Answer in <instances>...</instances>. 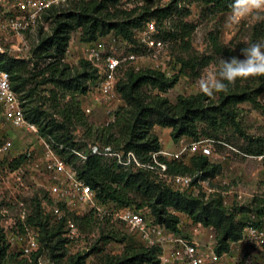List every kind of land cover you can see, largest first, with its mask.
<instances>
[{
    "label": "trees",
    "instance_id": "trees-1",
    "mask_svg": "<svg viewBox=\"0 0 264 264\" xmlns=\"http://www.w3.org/2000/svg\"><path fill=\"white\" fill-rule=\"evenodd\" d=\"M121 1L69 0L60 7L54 6L42 16L45 22L50 23V32L46 33L40 23L37 25V42L32 48V59L0 55V68L9 73L11 87L20 96L27 119L39 126L41 135L53 138L66 148L59 151L66 162L79 158L73 152H80L79 146L82 144L74 135L76 126L85 129L80 133L91 139L95 148L102 151H132L140 161L147 163L151 160V154L162 149L160 138L153 132L155 126L170 129L171 139L178 142L184 137L198 138L202 126H238L239 104L249 103L260 107L258 97L264 92V76H259L260 86L255 89L243 86L242 80L237 79L235 83L228 85L226 91L219 93L217 101L200 93L189 97L181 96L176 103H171L160 94L172 89L178 76L168 78L162 72L152 69L128 70L124 79L119 80L116 85L117 92L124 101V106L116 112V122L109 126L89 124L77 97L88 92V82H96L98 72L89 61H83L84 71L71 75L69 67L63 61L72 33L80 30L81 41L89 44L110 34L134 43L135 31L144 22H150L151 17L161 21L173 12L171 6L133 18L130 14L118 11ZM207 3L221 12H231L234 0H207ZM169 37H175V34L167 33L165 38ZM40 61L47 63L46 66L40 68ZM42 86H53L49 90V99L54 105L49 110H45L44 103L38 100L41 99ZM154 90L158 93L154 94ZM67 95L71 100L60 105L59 101ZM259 155H262V151ZM105 159L92 155L80 166H75L78 177L96 192L100 202L135 207L131 195L139 197L142 203L135 208H150L155 222L175 234H180L181 222L175 213L184 214L195 223L215 230L218 240L215 248L217 256L230 252L231 244L242 240L244 226L236 222L235 214L223 205L222 200L205 202L201 197L187 195L158 181L150 171L126 170L116 162L109 163ZM162 160L167 163L171 174L202 173V177L208 179L215 178L222 170L220 165L211 163L203 155L192 157L190 164L177 160L167 161L164 158ZM60 206L65 208L63 204ZM87 218L89 222L92 219L97 221L92 214L75 220L82 222ZM26 224L37 229L40 249L30 257H23L20 252H9L5 235L0 229V264H40L39 259L45 254H48L51 264H63L67 255L65 220L54 221L37 204L28 215ZM105 225L113 227L110 223ZM160 254L161 249L158 247L130 244L121 257L107 258L104 264H160ZM87 258V255L73 256L66 260V264H86Z\"/></svg>",
    "mask_w": 264,
    "mask_h": 264
},
{
    "label": "rangeland",
    "instance_id": "rangeland-1",
    "mask_svg": "<svg viewBox=\"0 0 264 264\" xmlns=\"http://www.w3.org/2000/svg\"><path fill=\"white\" fill-rule=\"evenodd\" d=\"M171 6H173V12L168 18L159 21L157 18L151 17L150 20V22L156 23V37L166 42L167 52L173 59L172 73L167 77L178 76L175 86L167 93L160 94L171 103H176L181 96L189 97L203 93L199 88V80L206 72L217 69L221 57L239 55L240 48L253 42H264V9H253L237 23L228 21L231 12H221L209 5L207 0H122L117 9L130 14L133 18H138L146 13ZM122 16L126 17L125 14ZM39 23L46 33L50 32V23L45 22L43 18ZM146 24L144 22L140 29H143ZM37 29L36 26L26 35L29 50L24 57L27 60L33 57L32 48L37 42ZM170 32L174 33L175 37L165 38L166 34ZM128 43V45L115 46L117 55L143 51L136 41L134 43L128 41ZM89 47V43L81 41L80 30L72 33L63 61L69 67L72 76L84 71L82 62L89 61L87 55ZM39 64V67L43 68L47 63L40 61ZM148 65L147 61L144 66ZM128 70H132L128 64L121 66L117 72V82L124 79ZM240 80H242L243 86L249 88L255 89L260 86L259 76L241 78ZM88 86V92L79 95L77 99L82 110L92 108L93 111L89 115L83 113L89 124L105 125L107 105L102 101V95L97 89L96 82H88ZM51 89L53 86H42L40 88L41 99L37 97L39 102L44 103L45 110H49L54 105L49 99V90ZM152 92L158 93L156 90ZM219 93L211 96L214 101L219 99ZM70 100L71 97L67 95L66 98L59 101V104L64 105ZM258 101L260 102L258 108L249 103L238 105V126L228 125L219 128L202 126L201 135L198 138L184 137L180 141L174 142L168 128L155 126L153 132L160 138L161 151L170 154L179 153L182 148L193 142L208 139L224 142L230 146L231 148L213 144L212 147L219 157L216 161L218 163L214 162L213 164L220 165L221 172L215 178L207 180L204 186H196L194 190L185 193L193 197H201L205 202L222 200L223 205L235 214L236 222L243 225L244 229L246 226L254 224L264 230V92L259 95ZM118 104V108H121L124 106V101L122 100ZM2 129L3 136L12 141V151L2 166H8L11 171L23 166L25 175L23 177L24 186L20 188H6L0 180V218L3 216L2 212L7 210L9 218L19 221L22 220L24 212L18 202L25 203L27 210L25 214L28 215L32 213L37 204H40L43 210H47L51 201L49 195L51 181L45 171H37L28 161L27 154L30 151L34 155L43 153L38 138L25 130L16 129L11 123H5ZM81 131H85V129L82 126H76L74 135L76 140L82 143L79 146L80 152L87 153L88 145L92 140L85 138L80 133ZM232 148L240 153L235 152ZM260 151H262V155H259ZM198 155L200 153H192L188 150L178 158L170 156L165 158L190 164L191 158ZM105 161L113 162L110 158H106ZM82 162L83 160L78 158L67 162V164L75 170V166H80ZM153 175L158 181H161L159 177ZM131 196L134 198L135 207L142 203L141 198ZM144 209L151 212L148 207L142 210ZM175 214L181 219L180 235L197 240L203 251L213 250L214 253L208 258V264H264V240L254 241L244 235L243 229L242 240L232 243L230 252L217 256L215 248L218 240L215 230L212 227L198 226V223L184 214ZM67 215L75 220V218L88 216L90 213L79 209L76 212H68ZM76 223L84 239L78 245L67 248L63 264H66L68 258L77 255H87L86 264H104L107 258L121 257L130 244L144 245L138 235L133 234L121 224L110 227L93 219L89 222L88 218L82 222L76 221ZM22 229L21 224L19 231L22 232ZM196 229H199L198 232L195 231ZM112 232L114 237L111 235ZM109 236L112 237L108 238ZM7 244L9 252H20L17 245H10L8 241ZM42 262L51 264L48 254L42 257Z\"/></svg>",
    "mask_w": 264,
    "mask_h": 264
},
{
    "label": "built area",
    "instance_id": "built-area-1",
    "mask_svg": "<svg viewBox=\"0 0 264 264\" xmlns=\"http://www.w3.org/2000/svg\"><path fill=\"white\" fill-rule=\"evenodd\" d=\"M68 1L0 0V55L27 59L24 55L29 50L26 38L28 32L37 26L43 14L50 8ZM156 35V23L148 22L143 29L135 31L134 36L143 51L121 55H117L115 46L128 45L129 43L120 36L110 34L90 43L87 55L89 62L97 69V89L102 95V101L107 105L106 126L116 122V112L120 109L118 102L123 100L116 89L117 72L122 65L128 64L133 71L152 69L162 72L166 76L172 73L173 59L167 52L166 42L157 38ZM147 61L149 65L144 66ZM92 111V108L83 110L87 115ZM5 123H11L16 129L34 134L43 148L41 155H34L30 151L27 154L28 161L34 169L45 171L50 178L49 195L52 204L48 205L46 212L56 222L65 220L64 237L67 239V248L78 245L84 239L79 226L74 219L68 217L67 213L83 209L92 214L98 222L121 224L127 227L130 232L138 235L145 246L160 248V264H208L209 256L214 253L212 249L203 251L197 240L169 232L164 225L156 223L152 219L150 211L139 210L133 206H117L109 202H100L96 197V192L78 177L77 172L68 166L59 153L60 150L66 148L53 138L41 135L39 126L27 119L23 102L11 87L9 73L0 68V180L6 188H20L24 186L25 170L23 166L14 171L9 170L8 166H2L12 151V141L10 138L4 137L2 133ZM213 144L231 148L224 142H215L210 139L201 140L182 148L177 154L165 151L153 153L151 160L147 163L140 161L132 151L110 149L102 151L92 144L88 145L87 153L76 150L73 152L83 161L92 155H99L112 159L126 170L144 169L150 171L173 189L185 193L194 190L196 186H204L210 178L204 179L202 173L195 175L171 174L167 163L162 159L171 161L165 157L178 158L189 150L207 157L211 163H218L216 161L219 157L212 147ZM232 149L240 153L236 149ZM18 204L23 208L22 220L16 221V219L9 218L8 211L4 210L3 216L0 218V229L10 245H17L23 257H30L40 249L39 234L35 227L26 224L28 214H25L27 211L25 203L18 202ZM60 204H63L65 209ZM20 223L23 227L22 232L19 231ZM198 226L202 227L203 225L198 223ZM198 230L195 231L198 232ZM244 235L256 242L264 240V230L258 225L246 226ZM39 263L46 264L42 262V257L39 259Z\"/></svg>",
    "mask_w": 264,
    "mask_h": 264
},
{
    "label": "clouds",
    "instance_id": "clouds-1",
    "mask_svg": "<svg viewBox=\"0 0 264 264\" xmlns=\"http://www.w3.org/2000/svg\"><path fill=\"white\" fill-rule=\"evenodd\" d=\"M253 9H264V0H234L228 21L237 23ZM264 76V42H253L240 48L239 55L221 57L214 71L206 72L199 88L207 96L226 91L237 79Z\"/></svg>",
    "mask_w": 264,
    "mask_h": 264
},
{
    "label": "crops",
    "instance_id": "crops-1",
    "mask_svg": "<svg viewBox=\"0 0 264 264\" xmlns=\"http://www.w3.org/2000/svg\"><path fill=\"white\" fill-rule=\"evenodd\" d=\"M169 131H171V130H169Z\"/></svg>",
    "mask_w": 264,
    "mask_h": 264
}]
</instances>
